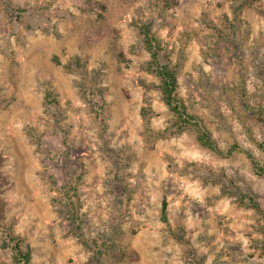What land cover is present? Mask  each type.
I'll return each instance as SVG.
<instances>
[{
    "label": "rangeland",
    "instance_id": "374dc122",
    "mask_svg": "<svg viewBox=\"0 0 264 264\" xmlns=\"http://www.w3.org/2000/svg\"><path fill=\"white\" fill-rule=\"evenodd\" d=\"M155 51L225 154L176 129ZM261 111L264 0H0V264L8 228L28 264H101L108 233V264H264Z\"/></svg>",
    "mask_w": 264,
    "mask_h": 264
},
{
    "label": "trees",
    "instance_id": "16d2710c",
    "mask_svg": "<svg viewBox=\"0 0 264 264\" xmlns=\"http://www.w3.org/2000/svg\"><path fill=\"white\" fill-rule=\"evenodd\" d=\"M260 1V0H255ZM148 36V31L145 32ZM149 46H153L152 41H148ZM157 56L156 64L160 65L159 67V76L161 80V92L163 95V101L167 105V107L173 113V116L177 119L174 125L176 126L177 130H181L184 128L192 127L198 133L197 138L201 145L205 146L206 148L218 153V154H225V151L221 149L218 142L214 139L213 134L209 130V128L204 124L202 118L197 115L190 114L187 112V107L181 97L178 96L177 93V77L175 73L169 69L166 65L161 63V53L155 51ZM242 89L240 93V102L243 107L251 108L249 106L250 101L248 99L247 91L248 86L246 82L242 83ZM260 104V105H259ZM258 104V108H262L263 105L261 103ZM149 109L146 107L143 108L142 114L145 118H148ZM261 113H258V120L261 122V125L264 128V116ZM237 145H235L236 147ZM260 148L262 153L264 154V139L260 142ZM232 149L228 151L227 154H231ZM247 156L250 158L256 172L259 175L264 174V158L263 163L258 160L256 156H254L251 152L246 151ZM168 203L166 200H163L162 208H161V218L162 220L169 224L168 213H167ZM1 215V212H0ZM112 238L111 233H108L106 237L103 236V245L94 252L95 261H99L101 264H108L109 258L111 257V251L119 249V246L116 242L109 239ZM7 245L11 246L13 258L17 264H28L31 262L32 259V250L29 244H25L22 237L16 235L11 228H8L6 239ZM94 243L97 244L96 239H94ZM94 245V244H93ZM98 247V245H95ZM103 261V262H102Z\"/></svg>",
    "mask_w": 264,
    "mask_h": 264
},
{
    "label": "clouds",
    "instance_id": "9594fccd",
    "mask_svg": "<svg viewBox=\"0 0 264 264\" xmlns=\"http://www.w3.org/2000/svg\"><path fill=\"white\" fill-rule=\"evenodd\" d=\"M19 126V125H18ZM173 143H175V141H173ZM181 156L183 159H185L186 161L192 163H196V164H201L204 162V160L206 159L203 155H201V153L199 152H188V151H184L181 153ZM231 174V173H230ZM167 176V173H164L163 175H161L159 178L161 180L165 179ZM132 183L134 184L135 181H132ZM189 222H191V214L189 213ZM238 239L242 240L244 245H245V248L247 247L249 241L247 239H245L243 236H239ZM210 264V262H209Z\"/></svg>",
    "mask_w": 264,
    "mask_h": 264
}]
</instances>
